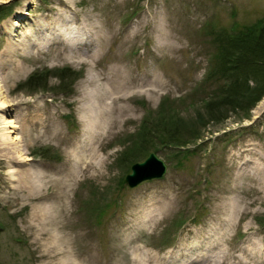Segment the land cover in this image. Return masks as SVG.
Segmentation results:
<instances>
[{
	"label": "rangeland",
	"instance_id": "rangeland-1",
	"mask_svg": "<svg viewBox=\"0 0 264 264\" xmlns=\"http://www.w3.org/2000/svg\"><path fill=\"white\" fill-rule=\"evenodd\" d=\"M0 7L7 104L0 115L11 121L0 143V264H137L133 252L147 264H264V96L249 111L243 104L204 121V104L222 83L215 60L223 32L259 25L264 0H0ZM25 37L35 46L2 58ZM103 112L114 122L89 136V118ZM171 116L182 122L177 134L196 137L177 146L156 137L144 152L143 127L160 136ZM76 145L104 160L94 175L67 178L57 207L43 202L50 209L43 218L21 174L43 171V192L53 198ZM126 152L136 162L154 152L164 174L128 187L135 162Z\"/></svg>",
	"mask_w": 264,
	"mask_h": 264
},
{
	"label": "trees",
	"instance_id": "trees-1",
	"mask_svg": "<svg viewBox=\"0 0 264 264\" xmlns=\"http://www.w3.org/2000/svg\"><path fill=\"white\" fill-rule=\"evenodd\" d=\"M3 10L0 7L1 15L4 13ZM223 33H225L223 41L219 46L221 53L215 60L220 70L219 73L222 74V83L218 91L208 97L204 104L206 115L204 121L206 123L202 122V124H207L209 121L216 122L222 112L243 109L241 107L243 104L246 105L244 108L249 111L264 96V20L253 29ZM243 118L248 119L249 114L245 113ZM169 119H165L164 123L168 124L167 127L170 128V131L165 132L164 128H160L159 131H162L160 136L143 127L142 132L138 135L142 139L140 146L142 149L144 148V152L148 151V144L153 142L156 137L160 143L173 146L186 144L187 141H182L184 136L196 137L187 135L188 133L177 134L178 125L182 123L181 120L175 116H171ZM167 120L169 121L167 122ZM137 154L138 152L135 151L131 156L135 158L138 156ZM124 156L127 158V152ZM128 161L129 164L136 162L132 158Z\"/></svg>",
	"mask_w": 264,
	"mask_h": 264
},
{
	"label": "bare ground",
	"instance_id": "bare-ground-1",
	"mask_svg": "<svg viewBox=\"0 0 264 264\" xmlns=\"http://www.w3.org/2000/svg\"><path fill=\"white\" fill-rule=\"evenodd\" d=\"M23 14H22V16H23ZM20 16L21 15L19 14L16 17H20ZM20 19L21 18H18V21H20ZM15 24H17V23H15ZM31 36L33 37L34 35L31 34ZM35 42H36V38L34 40H33V38L31 40H29L25 37L24 40H22L19 43L20 45H15V44L13 46L8 45L6 47V50H4V52L2 54V56H3L2 58L6 59L7 57L14 55V53H17V51H20L22 53V55H24V54H26L27 49H31L32 47L35 46V44H34ZM2 64H3V62L0 61V69L3 67ZM0 95H1V92H0ZM263 101H264V98L261 100V103H263ZM6 105H7L6 103H4L2 100H0V108L6 107ZM9 122H11V121L7 122V120H5V118L3 117V114L0 115V143L3 145L7 144V140H8V136L6 135V133L3 130H4L5 125H7L8 127L11 126L8 124ZM113 122H114V120L112 118H109V113H105V112L97 113L95 115H92L89 118L85 132L89 136L93 137V135L95 133L94 130H97L98 132L104 131L107 128H109ZM70 158H71L70 162H71L72 166H71V168H69L67 170L65 180L64 179L63 180L56 179L55 183H57L56 185L58 187V192H56L54 194L53 198L47 197L45 192H43V189L47 188L46 184L49 182L48 177H46V175L43 174V171H40V170L34 171L33 170L31 172H24L21 174L25 177L24 179L27 181L28 187H30V192H29L30 195L29 196H30L31 200L34 201L35 212H37L39 214V216H41L43 218L48 216L49 210H50L49 206H47L43 202H46L45 200L48 199L53 204H55V205L51 206V208L52 207L55 208V206L57 207V205L59 204L58 202L62 201L61 199L65 195V193L62 192L61 189H65L67 178L68 179L77 178L76 173L79 174L80 172H83V171L84 172L87 171L90 175H94V172H96V170L100 166V163L103 162V160H104L102 157H100L99 154H97V152L93 148L91 149L90 153H88L86 155H81L80 152L78 151L77 145L70 152ZM22 159L28 160V157L22 158ZM75 169H76V171H75ZM77 170H78V172H77ZM59 181H61V182L59 183ZM167 203L168 202H166L165 205H167ZM157 209L160 210V208H156V209L151 210L152 216L150 215V218H147L146 214H144L142 216L135 217L133 219V220H135V225H142L145 222L151 220L153 215H154L153 212H156ZM53 212H55V210ZM52 217H54V216L52 215ZM52 242H54V241H52ZM62 249L59 247H55L54 251L62 252ZM133 253L135 254L136 252H133ZM134 254L131 253V256H132L133 260L135 262H137V264H147L148 263V260L146 258H142L139 255H134ZM153 262H155L154 264H157L155 258H153Z\"/></svg>",
	"mask_w": 264,
	"mask_h": 264
},
{
	"label": "water",
	"instance_id": "water-1",
	"mask_svg": "<svg viewBox=\"0 0 264 264\" xmlns=\"http://www.w3.org/2000/svg\"><path fill=\"white\" fill-rule=\"evenodd\" d=\"M164 172V163L154 152H150L144 160L135 162L130 166V170L125 175L124 181L128 187H134L147 179L159 178Z\"/></svg>",
	"mask_w": 264,
	"mask_h": 264
}]
</instances>
